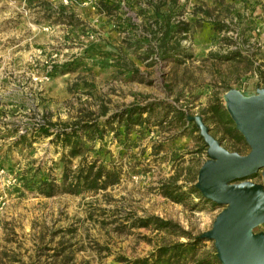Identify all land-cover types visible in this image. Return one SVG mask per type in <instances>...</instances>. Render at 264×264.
Wrapping results in <instances>:
<instances>
[{"label": "rangeland", "instance_id": "rangeland-1", "mask_svg": "<svg viewBox=\"0 0 264 264\" xmlns=\"http://www.w3.org/2000/svg\"><path fill=\"white\" fill-rule=\"evenodd\" d=\"M101 1L0 0V264L144 259L186 242L183 231H210L224 209L162 196L166 180L179 173L183 184L186 172L209 159L200 131L181 128L172 115L94 144L90 159L119 172L117 185L40 194V182L60 184L64 169L62 150L50 139L15 145L39 126L103 122L152 103L201 116L215 95L223 100L230 89L246 96L264 89V0H109L107 8ZM186 27L189 33H180ZM233 53L239 56L227 58ZM160 120L162 114L151 124ZM220 142L241 155L251 150L230 137ZM79 162L73 160V170ZM249 180L261 183L262 175ZM149 217L174 226L138 227ZM254 231L264 232V225ZM211 246L205 241L199 253Z\"/></svg>", "mask_w": 264, "mask_h": 264}, {"label": "trees", "instance_id": "trees-1", "mask_svg": "<svg viewBox=\"0 0 264 264\" xmlns=\"http://www.w3.org/2000/svg\"><path fill=\"white\" fill-rule=\"evenodd\" d=\"M108 1L102 0L101 3L107 8ZM171 32L172 29H167L164 34L169 37ZM180 33H189L188 27L183 28ZM166 36L162 39L165 44ZM164 54V58H171L169 53L166 52ZM233 54H230L227 58L239 56L235 53ZM260 76L264 85V71H260ZM161 110L162 112L160 113ZM159 114H162L163 120H160L159 123L151 124L152 119ZM170 115L179 123L181 128L188 129L191 127L195 132H199L196 124L188 121V114L182 108L152 103L129 106L111 115L103 122H99L98 119L91 120L89 118L88 120L66 122L58 128L53 127L54 125L51 124L39 126L35 129V132L20 135L15 145L32 144L35 141L50 139V144L62 150L61 163L64 172L61 183L58 184L56 179L41 181L39 192L45 197H53L58 194L79 195L84 192L107 190L109 187L115 186L120 182V173L109 169L103 163H98V159H90V152L94 151V144L96 142H103L110 132L115 131L116 136L124 133L130 135L136 127L159 126ZM201 116L204 118L206 125L208 124L214 137H217L215 129L219 130L218 133L222 134L220 141L230 137L239 143L246 144L244 137L237 130L236 124L219 96L215 95L210 104L202 109ZM209 123L214 127H210ZM78 158L80 162L77 168L73 170L71 164L74 159ZM199 170L196 173L191 170L186 172L183 184H179L182 176L179 173L166 180L162 185V196L177 204H185L192 199H197L201 203L218 206V204L205 199L195 187ZM259 173L253 175L251 178L256 177ZM152 225L162 230L173 228L174 226L171 221H166L159 217H149L147 219H140L138 227L149 228ZM182 236L187 239L186 242L162 246L144 259H136L134 261L123 259L122 262L123 264H187L186 261L192 258L191 263L188 264H221L213 242L209 251L199 253L202 244L209 240L202 239L201 236H192L184 231Z\"/></svg>", "mask_w": 264, "mask_h": 264}, {"label": "water", "instance_id": "water-1", "mask_svg": "<svg viewBox=\"0 0 264 264\" xmlns=\"http://www.w3.org/2000/svg\"><path fill=\"white\" fill-rule=\"evenodd\" d=\"M223 100L251 150L247 155L230 152L202 116H187L208 147L209 159L201 166L195 187L205 199L224 206L201 238L214 243L221 264H264V232L254 231L264 225V89L252 96L230 89ZM259 172L261 183L249 180Z\"/></svg>", "mask_w": 264, "mask_h": 264}]
</instances>
